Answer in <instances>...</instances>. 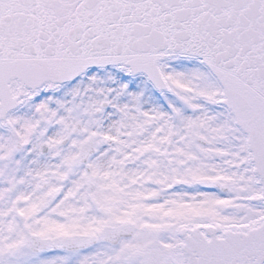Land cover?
<instances>
[{
  "label": "snow or ice",
  "instance_id": "snow-or-ice-1",
  "mask_svg": "<svg viewBox=\"0 0 264 264\" xmlns=\"http://www.w3.org/2000/svg\"><path fill=\"white\" fill-rule=\"evenodd\" d=\"M0 264H264V0H0Z\"/></svg>",
  "mask_w": 264,
  "mask_h": 264
}]
</instances>
